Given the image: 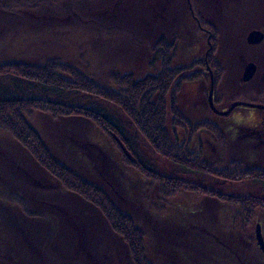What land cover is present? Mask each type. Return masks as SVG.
Returning <instances> with one entry per match:
<instances>
[{
	"label": "rangeland",
	"instance_id": "374dc122",
	"mask_svg": "<svg viewBox=\"0 0 264 264\" xmlns=\"http://www.w3.org/2000/svg\"><path fill=\"white\" fill-rule=\"evenodd\" d=\"M257 1L0 0V64L59 59L101 86L118 90L114 73L133 72L142 78L156 72L158 65H149L151 46L162 36L177 41L176 66L207 64L211 25L218 35L215 59L224 70L221 83L214 84L215 107L224 111L232 101L238 103L226 114L213 111L206 67L202 79L184 83L179 107L185 116L194 124L210 122L223 128L227 139L223 147L201 129L190 149L197 156L203 152L212 166L257 173L264 171V112L253 103L264 88V36L249 40L257 29L264 33V20H258L264 0ZM252 64L255 68L245 78ZM254 78L261 86L258 92L253 91ZM21 87L0 78V88L20 96L103 111L124 133L129 148L113 136L129 159L154 172L223 195L264 199V183L224 181L160 157L119 108L99 97ZM32 123L57 160L103 187L123 212L135 218L146 233L147 255L155 264H264L256 236L260 226L264 238V210L257 211L247 226L237 205L214 196L182 191L164 199V184L124 162L120 150L89 121L37 114ZM176 132L179 142L185 143L187 133ZM0 264H133L126 244L100 212L68 192L1 130Z\"/></svg>",
	"mask_w": 264,
	"mask_h": 264
},
{
	"label": "trees",
	"instance_id": "16d2710c",
	"mask_svg": "<svg viewBox=\"0 0 264 264\" xmlns=\"http://www.w3.org/2000/svg\"><path fill=\"white\" fill-rule=\"evenodd\" d=\"M195 19H200L196 16ZM212 33L209 65L214 71L215 83L223 80L224 70L215 59L218 50L217 31L211 25ZM151 68L156 72L136 78L133 72L114 73L113 83L118 90H109L93 78L83 74L78 68L65 64L59 59H51L45 64L38 62L13 61L0 64V78H9L21 89L24 85L37 86L42 92H76L99 97L119 108L152 150L190 172L202 173L225 181H252L264 183V171L227 170L209 164L201 152L199 156L190 149L192 140L201 129L211 130L225 147L226 134L210 122L192 123L179 107V95L186 82H196L205 76V61H195L188 67L174 65L177 41L162 36L151 46ZM207 70V69H206ZM27 83V84H25ZM31 88V87H30ZM47 115L54 119L80 118L96 126L113 145L120 150L122 159L130 167L151 180L164 184L163 197L170 199L183 192H196L214 196L237 205L241 210L240 219L250 226L256 212L264 210V199L254 196L235 197L223 195L204 188L195 182L179 180L154 172L142 162H134L125 154L116 138L130 147L124 133L109 120L103 111L94 108L67 105L38 96H20L17 92L0 88V130L9 134L41 168L56 179L68 192L79 196L96 208L105 219L110 230L126 244L133 264H155L148 258L146 233L136 223L135 218L123 212L111 199L106 190L83 178L76 171L57 160L47 146L43 135L32 123L35 115ZM179 126L188 135L185 143H180L176 130ZM27 208V206L22 202Z\"/></svg>",
	"mask_w": 264,
	"mask_h": 264
},
{
	"label": "flooded vegetation",
	"instance_id": "af4514ba",
	"mask_svg": "<svg viewBox=\"0 0 264 264\" xmlns=\"http://www.w3.org/2000/svg\"><path fill=\"white\" fill-rule=\"evenodd\" d=\"M261 20L263 19L262 17L260 18ZM259 18H258V20H260ZM264 20V19H263ZM262 20V21H263ZM205 32H207L206 30H204ZM263 36H264V33H262V32H259V29H257V30H255V31H253L252 33H251V35H250V37H249V40L250 41H252V40H254V39H256V40H258V39H261V38H263ZM206 57H208V54L206 55ZM255 65H250L248 68H247V70H246V72H245V78H247L249 75H250V71L251 70H249V69H251L252 67L253 68H255L254 67ZM215 79V78H214ZM256 81V82H255ZM259 82H258V80H256L255 78L253 79V91H255V89H256V91L258 92V90H260V88H261V86L258 84ZM214 101H215V97H214ZM238 102L237 101H232V105H230L229 106V108L228 109H224V111H220V113L219 114H226L227 112H229L231 109H232V107L235 105V104H237ZM254 105H253V108H255V109H258L259 111H262V112H264V88H263V90H261V91H259L257 94H256V100H255V102L253 103ZM264 118V117H263ZM251 130V129H250ZM225 131V130H224Z\"/></svg>",
	"mask_w": 264,
	"mask_h": 264
},
{
	"label": "water",
	"instance_id": "95a60500",
	"mask_svg": "<svg viewBox=\"0 0 264 264\" xmlns=\"http://www.w3.org/2000/svg\"><path fill=\"white\" fill-rule=\"evenodd\" d=\"M253 69L254 68L252 67L249 70L252 71ZM207 71L209 72L210 79H211V90H210V93H209V105L213 109V111H215L217 113H220V111L217 110V108L215 107V104H214V84H215V79H214V74L211 71L210 66H208V65H207ZM251 71H250V73H251ZM256 236H257V243H258L261 251L264 253V238L262 236L260 226H257Z\"/></svg>",
	"mask_w": 264,
	"mask_h": 264
},
{
	"label": "bare ground",
	"instance_id": "6f19581e",
	"mask_svg": "<svg viewBox=\"0 0 264 264\" xmlns=\"http://www.w3.org/2000/svg\"><path fill=\"white\" fill-rule=\"evenodd\" d=\"M100 1V0H99ZM108 1V0H107ZM102 2V1H101ZM258 1L257 0H254V4L255 3H257ZM253 5V4H252ZM260 16H262V17H264V12H262V13H260ZM260 16H259V19H260ZM264 19V18H263ZM208 34H209V36L211 37L212 36V33L210 32V30H209V32H208ZM212 48V45H210L209 44V48H208V52H207V54H208V56H209V53H210V49ZM209 63H207L206 64V69H207V65H208ZM175 65V64H174ZM208 66H210V65H208ZM210 68H211V66H210ZM211 71L213 72V74H214V71L212 70V68H211ZM210 75V74H209ZM215 77V76H214ZM244 83V82H243ZM177 128H179V129H181L179 126H176ZM221 128V127H220ZM222 130H223V132L226 134V132L224 131V129L223 128H221ZM207 130V132H210L213 136H214V138H215V140L216 141H218V138H217V136L211 131V130H209V129H206ZM198 134V133H197ZM196 134V135H197ZM188 135V134H187ZM195 135V136H196ZM195 138V137H194ZM193 141V140H192ZM218 143H219V141H218ZM192 145V144H191ZM190 145V146H191ZM219 145H221L220 143H219ZM203 153V152H202ZM158 155V154H157ZM160 156V155H159ZM161 157V156H160ZM179 166V165H178ZM181 167V166H180ZM182 168H184V167H182ZM196 174H197V172H196ZM198 174H202V173H198ZM204 175V174H203ZM209 177H212V176H210L209 175ZM213 178H216V177H213ZM216 179H220V178H216ZM179 180H183V179H179ZM220 180H223V179H220ZM184 181H186V180H184ZM225 181V180H224ZM196 184H198V183H196ZM198 185H200V184H198ZM201 186V185H200ZM204 187V186H203ZM204 188H206V187H204ZM206 189H208V188H206ZM209 190H211V189H209ZM212 191H214V190H212ZM188 192H191V191H188ZM214 192H216V191H214ZM191 193H195V192H191ZM206 196V195H205ZM215 198H217V197H215ZM217 199H219V198H217Z\"/></svg>",
	"mask_w": 264,
	"mask_h": 264
}]
</instances>
